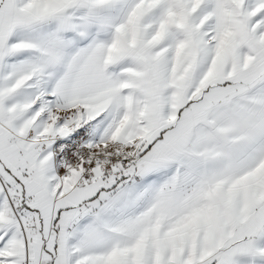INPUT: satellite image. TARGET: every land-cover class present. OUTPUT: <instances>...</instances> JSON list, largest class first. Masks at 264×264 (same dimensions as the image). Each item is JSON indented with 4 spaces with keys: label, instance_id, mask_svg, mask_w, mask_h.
Instances as JSON below:
<instances>
[{
    "label": "snow or ice",
    "instance_id": "1",
    "mask_svg": "<svg viewBox=\"0 0 264 264\" xmlns=\"http://www.w3.org/2000/svg\"><path fill=\"white\" fill-rule=\"evenodd\" d=\"M0 264H264V0H0Z\"/></svg>",
    "mask_w": 264,
    "mask_h": 264
}]
</instances>
